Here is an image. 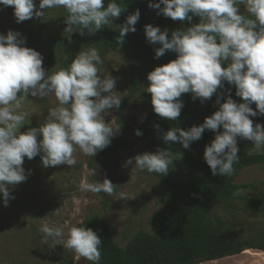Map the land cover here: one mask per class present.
Here are the masks:
<instances>
[{
	"label": "clouds",
	"instance_id": "1",
	"mask_svg": "<svg viewBox=\"0 0 264 264\" xmlns=\"http://www.w3.org/2000/svg\"><path fill=\"white\" fill-rule=\"evenodd\" d=\"M123 3L109 0L105 7V0H39L37 7L35 0H0V5L13 8L16 23L40 19L49 9L63 8L67 12L64 33L70 37L76 32L83 37L85 30L94 36L106 25L114 24L126 11ZM148 8L156 10L158 16L189 25L172 31L170 36L168 29L152 24L144 27L147 42L161 45L154 49V59L169 51L176 54V59L147 75L150 83L146 92L151 94L154 113L177 120L185 106L180 98L187 93L201 104L216 95L218 105L202 124L188 130L172 128L161 138L165 144L179 143L189 149L206 130L215 133L211 143L205 145L203 159L213 176H231L233 165L240 159L237 138L252 141L256 150L264 147V125L254 126L251 119L264 116V0H149ZM140 15L136 9L122 25L114 24L119 31L117 44L123 45L127 34L136 32ZM194 17L199 18L198 23H193ZM26 42L19 31L0 33V194L4 207L15 199L10 186L25 182L31 175V170L26 174L23 167L25 157L32 160L39 155L45 168L73 166L74 152L94 157L111 144L119 131L106 124L101 115L119 109L122 100L114 91L116 79L99 75L98 65L103 61L95 47H86L66 69L49 75L42 66L43 55L26 47ZM225 82L234 86L235 96L242 103L232 98L231 87L218 93V89H225ZM29 95L42 100L54 95L58 106L49 108L38 128L21 133L28 113L18 110ZM155 127L159 129V125ZM135 134L143 133L137 129ZM172 157L171 151L158 148L155 153L129 159L127 164L135 162L132 172L146 170L166 176ZM92 174L96 176L95 170ZM114 187L107 178L81 184L82 190L109 196ZM39 231L43 243H62L79 257L100 264L102 240L93 229L71 227L66 240L59 227L44 224Z\"/></svg>",
	"mask_w": 264,
	"mask_h": 264
},
{
	"label": "rangeland",
	"instance_id": "2",
	"mask_svg": "<svg viewBox=\"0 0 264 264\" xmlns=\"http://www.w3.org/2000/svg\"><path fill=\"white\" fill-rule=\"evenodd\" d=\"M132 3L145 0H124ZM158 2V0H155ZM109 0H105V7ZM38 7L39 0H35ZM241 10L244 12L243 5ZM67 12L63 8H53L40 19H30L16 23L12 7L0 8V25L8 30L19 31L26 38V47L31 48L32 34L43 32L42 43L38 50L43 57V67L46 74H53L66 69L68 60L86 47H95L103 61L98 65L99 75H111L116 79L114 89L122 103V109H110L102 113L105 123L113 130L119 131L112 138L111 144L99 151L94 157L74 152L76 163L73 166L58 165L43 167L38 155L32 160L24 159L23 167L27 174L25 182L11 186L9 206H3L0 199V264H91L90 261L79 257L74 251L63 247V244L53 245L49 240L42 242L39 229L48 224L59 227L64 232L63 240L67 239L71 227L82 226L92 218L106 220L113 231L117 245L125 250L133 239L141 233H152V219L163 209L162 202L165 191L161 182V174L149 173L146 170L132 172L134 163L127 164L143 153H155L163 148L173 153V164L169 166L168 174L177 181H185L186 175L179 168V161L189 149H184L179 143L165 144L162 134L172 128H181L179 120L161 118L153 111L151 94L146 92L149 86L147 75L160 64L152 63L144 50L127 48L116 44L107 37L96 33L89 36L87 30L81 37L78 32L64 33L62 22ZM167 19V18H165ZM117 20L114 21L116 25ZM106 25L114 29L115 25ZM133 82L137 83V92H133ZM232 98L238 103L243 101L235 96L234 86ZM129 98V100H127ZM18 111L28 113L21 133L29 128H38L47 118L48 110L58 106L55 96L45 99L34 98L29 95ZM223 99L221 103H223ZM255 109V104L252 105ZM218 110V105L215 111ZM214 111V112H215ZM255 124L264 125V116L251 118ZM159 125V129L155 127ZM143 134L137 136L136 130ZM222 130V129H221ZM203 144L208 145L215 137V133L206 130ZM42 137H38V140ZM238 139L240 154L264 155V147L254 148L252 141ZM42 155V154H41ZM95 170L96 176L93 175ZM112 182L113 195L103 192L93 194L82 190V183ZM236 184L241 188L229 199L215 200L204 214L205 223L216 228L217 222L222 223V230L230 238L249 241L256 247L264 246V164L244 168L236 173ZM126 197V199H122ZM135 197V198H134ZM213 225V226H212ZM239 255L206 262L203 264H264V253L257 250ZM258 254V255H256Z\"/></svg>",
	"mask_w": 264,
	"mask_h": 264
},
{
	"label": "trees",
	"instance_id": "3",
	"mask_svg": "<svg viewBox=\"0 0 264 264\" xmlns=\"http://www.w3.org/2000/svg\"><path fill=\"white\" fill-rule=\"evenodd\" d=\"M153 2L157 1L153 0ZM148 3L149 0L137 3L124 2L123 7L126 11L117 19L116 25H122L129 14L139 9L141 15L135 25L136 32L128 33L123 45L127 48L144 50L152 63L163 66L176 59V54L169 51L160 59H154V49L161 45H151L147 42L145 25L152 24L162 30L168 29L169 36L172 31L189 25L158 16L156 10L148 8ZM2 7L0 5V8ZM198 22L199 18L194 17L193 23ZM62 24L67 26L64 21ZM4 29L5 27L0 25V33ZM98 33L117 44L116 37L119 36V31L116 28L110 29L105 26ZM45 35L43 32L32 34L31 48L38 51L43 41L42 36ZM67 62L68 67L71 60ZM132 92V94L137 92L136 82H133ZM219 92H222L221 89H218ZM180 99L185 106L178 120L181 129L184 130L202 124L205 117L211 116L217 107L216 95L204 104H201L199 99L193 101L191 93L183 94ZM126 103H121L120 109L124 108ZM204 136L205 134L200 140L192 142L189 153L178 162L180 170L186 175L185 181H177L169 174L161 175L165 191L162 199L164 207L152 219L151 234L137 235L123 250L117 245L112 228L106 220L92 218L82 224L81 227L96 231L102 240L99 246L102 254L100 264H203L239 256L245 251L264 252V246L256 247L249 241L230 238L222 230V223L217 222L216 228H213L204 220V214L215 200L229 199L241 188L236 184V173L247 167L264 164V155L240 154L239 161L233 165L234 172L231 176H213L210 167L203 159ZM1 198L2 194H0Z\"/></svg>",
	"mask_w": 264,
	"mask_h": 264
},
{
	"label": "crops",
	"instance_id": "4",
	"mask_svg": "<svg viewBox=\"0 0 264 264\" xmlns=\"http://www.w3.org/2000/svg\"><path fill=\"white\" fill-rule=\"evenodd\" d=\"M251 251H252V250H251ZM257 251H258V250H257ZM245 252H248V251H245ZM245 252H244L242 255H245V254H246ZM262 253H264V252H262ZM256 255H258V254H256ZM216 262H218V261H216Z\"/></svg>",
	"mask_w": 264,
	"mask_h": 264
}]
</instances>
